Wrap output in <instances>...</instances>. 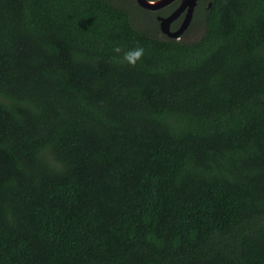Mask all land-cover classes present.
Masks as SVG:
<instances>
[{
    "label": "trees",
    "instance_id": "16d2710c",
    "mask_svg": "<svg viewBox=\"0 0 264 264\" xmlns=\"http://www.w3.org/2000/svg\"><path fill=\"white\" fill-rule=\"evenodd\" d=\"M175 7L0 0V264H264V0Z\"/></svg>",
    "mask_w": 264,
    "mask_h": 264
},
{
    "label": "water",
    "instance_id": "95a60500",
    "mask_svg": "<svg viewBox=\"0 0 264 264\" xmlns=\"http://www.w3.org/2000/svg\"><path fill=\"white\" fill-rule=\"evenodd\" d=\"M137 6L143 10L156 12L164 9L171 4L179 1L178 6L167 16H158L156 18L158 22V28L161 34L169 39L179 40L187 28L189 27L194 9L199 0H134ZM182 20L179 26L175 29H171V25L179 18Z\"/></svg>",
    "mask_w": 264,
    "mask_h": 264
},
{
    "label": "rangeland",
    "instance_id": "374dc122",
    "mask_svg": "<svg viewBox=\"0 0 264 264\" xmlns=\"http://www.w3.org/2000/svg\"><path fill=\"white\" fill-rule=\"evenodd\" d=\"M202 34V27L199 24L189 25L184 33V37L181 39L184 41H194L197 40Z\"/></svg>",
    "mask_w": 264,
    "mask_h": 264
},
{
    "label": "flooded vegetation",
    "instance_id": "af4514ba",
    "mask_svg": "<svg viewBox=\"0 0 264 264\" xmlns=\"http://www.w3.org/2000/svg\"><path fill=\"white\" fill-rule=\"evenodd\" d=\"M175 3H176V7H177L178 4H179V1H177V2H175ZM176 7H175V8H176ZM182 17H183V16H181V17H179V18L177 19V20H179V24H180V22H181V20H182ZM177 20H176V21H177Z\"/></svg>",
    "mask_w": 264,
    "mask_h": 264
}]
</instances>
